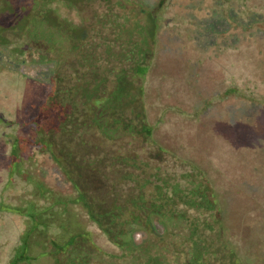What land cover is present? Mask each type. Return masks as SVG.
<instances>
[{"label": "flooded vegetation", "instance_id": "af4514ba", "mask_svg": "<svg viewBox=\"0 0 264 264\" xmlns=\"http://www.w3.org/2000/svg\"><path fill=\"white\" fill-rule=\"evenodd\" d=\"M5 6L19 11L14 18L19 24L13 29L0 27V70L43 86L35 117L22 119L18 143L11 146L18 168L30 170L27 193L34 211L48 208L36 221L30 219L36 225L27 250L34 259L30 264L42 260L58 264L60 253L43 250L83 233H89L96 245L91 264H150L158 256L162 264H189L186 252L171 253L172 243L182 241L195 219L213 218L205 207L187 200L198 185L211 191L215 185L207 172L193 170L200 163L160 142L164 112L152 106L149 92L153 80L158 83L151 77L160 69L155 62L157 45L140 44L145 31L136 9H128L122 0H7L0 9ZM6 81H0V103L5 102V108L15 98L6 94ZM31 92L22 94L33 99ZM152 94L159 95V90ZM63 146L67 153L58 158ZM74 149L79 164L107 166V172L92 177L90 192L118 199L120 214L109 226L130 229L124 244L111 239L76 201L78 190L68 172L69 159H76ZM116 167L125 171L111 170ZM104 184L108 188L103 189ZM215 191L223 207L221 194ZM158 209L175 215L166 218ZM223 213L222 229L228 227L224 209ZM39 220L47 225H39ZM26 226L16 253L22 250V236L30 227ZM147 228L181 232L156 239ZM200 264L214 263L208 259Z\"/></svg>", "mask_w": 264, "mask_h": 264}, {"label": "rangeland", "instance_id": "374dc122", "mask_svg": "<svg viewBox=\"0 0 264 264\" xmlns=\"http://www.w3.org/2000/svg\"><path fill=\"white\" fill-rule=\"evenodd\" d=\"M135 1L160 6V69L149 91L152 106L164 112L160 142L201 164L221 194L230 239L246 264H264V0ZM0 12L17 13L8 6ZM2 80L15 98L6 108L0 103V264H30L28 249H15L31 225L30 170L18 168L11 146L22 119L35 117L43 86L9 70H0ZM30 90L33 99L22 94Z\"/></svg>", "mask_w": 264, "mask_h": 264}, {"label": "trees", "instance_id": "16d2710c", "mask_svg": "<svg viewBox=\"0 0 264 264\" xmlns=\"http://www.w3.org/2000/svg\"><path fill=\"white\" fill-rule=\"evenodd\" d=\"M122 2H124L125 7H127L128 9L135 8L136 13L143 19L145 35L143 38L140 37V44H144L150 47L154 45L158 33L157 19L159 20L158 10L160 6L158 5L154 8H148L144 4L139 3L135 0H122ZM8 8L13 11H16L17 13L19 12L12 6H8ZM17 13L12 16L8 15V13L0 12V27L6 29H13L14 27H16L19 24V21H15L14 19ZM66 140L67 138L64 139V142H66ZM68 143L69 140H67V144ZM49 144L53 143L49 142ZM65 150V146H63V148L59 152L57 151V157L61 158L63 154L67 153V151ZM74 150L75 151H73V153L76 159L73 160L74 162L69 159L68 172L73 175V179L71 180V182L74 188L78 190L79 195L76 198V201H81L83 205H85L90 217L97 223H99V225L105 232L108 233L111 239H113L119 244H124L123 237L130 229H115L109 226L110 222L120 214V212L117 211L120 209L118 207L120 204L118 199L115 197L111 198L106 195L100 197L97 194L90 192L91 188H93V186L90 187V184L94 183L93 181H91L92 177L95 173L107 172V166H105L104 164L97 166L92 164H90V166H83L77 161L78 150ZM84 168L86 170H84ZM140 168L141 167H139L138 169ZM156 169L159 170V167H156ZM194 169L196 172H206L205 169H202L199 165H194L193 170ZM111 170H114L115 172H120L121 167H116ZM83 172H86L89 175L82 179H80V177H75V175ZM102 188H108L107 184H104ZM195 189L196 190L191 192V196H189L187 200L189 202V205L191 204L195 207H205V211H207V213H209L210 215L212 213L213 218L209 219L205 216L203 217L202 222H200L198 219H195L193 225L186 229V234H183L182 241H174L172 243V245L174 246L173 249L171 248V253L176 254L186 252L188 254V258L190 259L189 264H200L202 262L206 263L208 259L212 260L214 264H246V258L242 254V250L240 251L238 245L235 244V242H233L229 237V226L227 228L224 227L222 229L223 224L221 213H223L224 208L222 207L220 198L217 196L215 187L213 186L214 191H211L210 188L204 184V188L198 185ZM29 202L30 209L28 216L32 221H36V216L38 215V217H40L41 214H43L48 208L43 207L34 211L33 202ZM54 204L57 203L55 202L53 203V205ZM13 209L15 210L17 208ZM158 212L164 215L166 218H172L175 215L173 212H165L163 210L161 211L160 209H158ZM34 225L31 224L30 227L24 232L21 244L22 249H28L30 237L33 231L36 229V225ZM39 225L45 227L47 223L39 220ZM145 230L148 231L150 235H152L156 239H161L164 235L165 238L169 235H179L181 232L179 231L176 233L174 230H170L169 228H164L163 233H160L159 230L156 228H147ZM225 233L228 234V236L226 234L227 241L223 239ZM210 238L214 239L213 243L210 242ZM52 246L53 250H46L47 248H45L43 252L52 251L55 254L60 253L62 255V258L58 260V264H91L92 254L96 250V245L92 241L89 233H83L64 242H53ZM153 258L154 259L150 264H162L159 256Z\"/></svg>", "mask_w": 264, "mask_h": 264}]
</instances>
